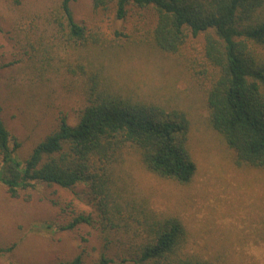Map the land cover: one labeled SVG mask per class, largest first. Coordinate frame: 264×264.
<instances>
[{"label": "rangeland", "instance_id": "374dc122", "mask_svg": "<svg viewBox=\"0 0 264 264\" xmlns=\"http://www.w3.org/2000/svg\"><path fill=\"white\" fill-rule=\"evenodd\" d=\"M57 3L0 0V108L7 130L19 143L15 156L23 161L57 130L61 118L77 123L87 104L88 78L102 67L105 76L134 95L167 98L189 122L187 145L196 165L192 181L178 185L158 178L143 169L135 154H127L121 176L125 189L137 204L182 222L190 255L213 264H248L236 248L264 242V171L236 166L207 124L204 92L213 73L202 59V35L166 54L150 43L155 21L150 8L129 7L118 20L112 4L96 9L92 0H74V20L104 42L102 55L88 45L69 44L50 25L47 16ZM79 214L93 222L56 229ZM228 217L244 228L218 223ZM97 221L92 196L83 185H37L13 198L0 184V248L15 246L0 256V264H56L77 255L88 263L101 255L117 259L124 247L108 244ZM46 224L52 228H44Z\"/></svg>", "mask_w": 264, "mask_h": 264}, {"label": "trees", "instance_id": "16d2710c", "mask_svg": "<svg viewBox=\"0 0 264 264\" xmlns=\"http://www.w3.org/2000/svg\"><path fill=\"white\" fill-rule=\"evenodd\" d=\"M73 1L58 0L47 21L69 44L83 49L88 45L104 55L100 52L104 42L74 20ZM92 4L96 9L112 4L118 20L126 17L129 7L150 8L155 14L150 43L166 54H175L188 38L202 35V59L213 73L204 92L207 124L236 166L264 171V55L257 50H264V0H92ZM100 68L88 78L87 104L77 123L69 125L61 118L57 130L23 161L15 156L19 143L7 130L0 108V184L13 198L37 185L85 186L107 243L124 247L117 259L101 255L88 263L77 255L56 264H213L187 253L182 222L137 204L121 177L125 156L135 154L148 173L188 185L196 165L187 145L186 114L157 94L143 98L132 94ZM92 222L91 216L79 214L56 229ZM14 247L0 248V256Z\"/></svg>", "mask_w": 264, "mask_h": 264}, {"label": "clouds", "instance_id": "9594fccd", "mask_svg": "<svg viewBox=\"0 0 264 264\" xmlns=\"http://www.w3.org/2000/svg\"><path fill=\"white\" fill-rule=\"evenodd\" d=\"M225 227L235 225L239 229H243L244 225L237 223L232 218H224L218 221ZM236 252L247 258L248 264H264V242L249 241L242 248L237 247Z\"/></svg>", "mask_w": 264, "mask_h": 264}]
</instances>
